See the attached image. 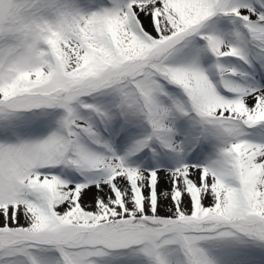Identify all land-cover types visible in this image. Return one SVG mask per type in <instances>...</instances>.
<instances>
[{"label":"snow or ice","instance_id":"6c2138e0","mask_svg":"<svg viewBox=\"0 0 264 264\" xmlns=\"http://www.w3.org/2000/svg\"><path fill=\"white\" fill-rule=\"evenodd\" d=\"M0 264H264V0H0Z\"/></svg>","mask_w":264,"mask_h":264}]
</instances>
